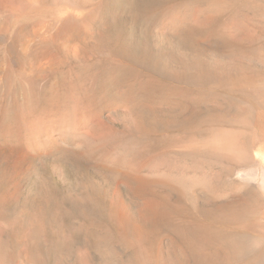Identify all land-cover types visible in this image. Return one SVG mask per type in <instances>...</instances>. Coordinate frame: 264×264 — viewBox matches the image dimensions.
<instances>
[{"label":"rangeland","instance_id":"obj_1","mask_svg":"<svg viewBox=\"0 0 264 264\" xmlns=\"http://www.w3.org/2000/svg\"><path fill=\"white\" fill-rule=\"evenodd\" d=\"M0 264H264V0H0Z\"/></svg>","mask_w":264,"mask_h":264},{"label":"bare ground","instance_id":"obj_2","mask_svg":"<svg viewBox=\"0 0 264 264\" xmlns=\"http://www.w3.org/2000/svg\"><path fill=\"white\" fill-rule=\"evenodd\" d=\"M72 33V32H71ZM66 42V41H65ZM52 101V100H51ZM216 136V135H215ZM225 136V135H224ZM228 136V135H227ZM229 136H231V135H229ZM235 136V135H234ZM236 138L237 137H220V138H216L215 137V139H213V145L217 148V149H220V150H222V151H224L225 153H231V155L233 156V154L232 153H234L235 152V154H236V152H238L239 150H238V148H239V146H238V142L239 141H237L236 140ZM239 139V138H238ZM241 147H242V145H241ZM217 149H215V151L217 150ZM243 149H245V148H243ZM218 151V150H217ZM216 151V152H217ZM243 151V150H242ZM219 152V151H218ZM244 153H246L245 151L244 152H242V154L243 155H245V156H247L246 154H244ZM240 154V153H239ZM230 155V154H229ZM236 155H238V154H236ZM235 155V156H236ZM242 155V157H244ZM250 155V154H249ZM260 225V224H259ZM214 246V245H213ZM227 247V246H226ZM212 249V248H211ZM224 249H225V247H224ZM230 249V250H229ZM229 249H228V251L227 252H229V251H231V248L229 247ZM213 251V250H212ZM234 251H238L237 249L236 250H234ZM216 252H217V249H216ZM218 252H223V251H221V249H219L218 250ZM222 254V253H221ZM225 254V253H224ZM226 255V254H225ZM237 255V254H236ZM227 256H229V257H231V254H230V252H229V255H226V257ZM234 256H235V254H234ZM237 258V257H236ZM227 259V258H226ZM231 260H232V258H231ZM229 261H230V259H229Z\"/></svg>","mask_w":264,"mask_h":264}]
</instances>
